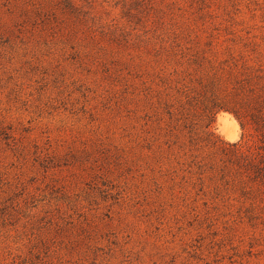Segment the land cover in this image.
Returning a JSON list of instances; mask_svg holds the SVG:
<instances>
[{
  "label": "rangeland",
  "instance_id": "obj_1",
  "mask_svg": "<svg viewBox=\"0 0 264 264\" xmlns=\"http://www.w3.org/2000/svg\"><path fill=\"white\" fill-rule=\"evenodd\" d=\"M231 57L264 74V0H0V264H264Z\"/></svg>",
  "mask_w": 264,
  "mask_h": 264
},
{
  "label": "trees",
  "instance_id": "obj_2",
  "mask_svg": "<svg viewBox=\"0 0 264 264\" xmlns=\"http://www.w3.org/2000/svg\"><path fill=\"white\" fill-rule=\"evenodd\" d=\"M217 73L221 78L216 77ZM212 83L225 88L226 100L224 106H219L213 94L206 97V100L204 98L205 113L209 115L217 107L223 109L233 115L243 130L247 128L252 131L259 143L248 155L233 146L236 149L230 152L228 160L223 161L219 170L220 180L226 188L237 186L240 197L250 201L249 209L246 210L248 213L260 209L264 214V74L261 69L247 65L241 58L231 57L214 73L210 86ZM227 170H233L230 180L231 172ZM234 178L238 180L235 183ZM246 181L258 187L255 194L252 186H245Z\"/></svg>",
  "mask_w": 264,
  "mask_h": 264
}]
</instances>
